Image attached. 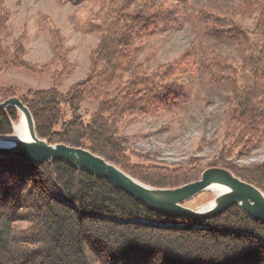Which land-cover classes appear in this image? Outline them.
I'll list each match as a JSON object with an SVG mask.
<instances>
[{"label": "trees", "instance_id": "16d2710c", "mask_svg": "<svg viewBox=\"0 0 264 264\" xmlns=\"http://www.w3.org/2000/svg\"><path fill=\"white\" fill-rule=\"evenodd\" d=\"M67 1L98 8L83 29L100 34L88 75L64 92L56 83L21 96L14 86H0V103L17 97L30 111L40 139L86 149L150 187H181L198 181L205 169L219 167L264 193V162L237 163L264 141V0H235L237 6L200 13L213 34L240 47V55L226 63L233 87L215 159L177 167L133 152L119 125L185 100L184 86L169 82L182 73L179 60L150 68L136 62L129 41L175 29L179 19L151 12L138 0ZM60 59L52 62L60 66L58 72L48 65L37 70L23 60L13 59L12 65L58 83L66 74ZM89 102L96 105L91 114L83 109ZM19 118L12 107L0 111V136H10ZM0 264H264V224L238 206L201 223L171 219L66 163L0 158Z\"/></svg>", "mask_w": 264, "mask_h": 264}, {"label": "rangeland", "instance_id": "374dc122", "mask_svg": "<svg viewBox=\"0 0 264 264\" xmlns=\"http://www.w3.org/2000/svg\"><path fill=\"white\" fill-rule=\"evenodd\" d=\"M138 1L149 6L151 12L175 14L179 24L175 29L130 37L136 62L155 68L179 60L182 73L169 82L184 86L186 98L159 114L126 118L119 125V134L130 139L133 152L147 155L161 165L177 167L192 160L207 165L215 159L222 144V127L233 87L232 71L226 63L239 59L240 47L227 37L213 34L211 24L202 21L200 13L237 3L235 0ZM97 9L89 3L74 6L67 0H0V86H14L21 96L28 90L48 89L55 83L64 92L84 79L90 71L91 54L100 34L83 29ZM57 56L66 71L59 76L58 83L12 65L13 59L23 60L37 70L48 65L51 72H58L60 66L52 63ZM83 109L91 114L96 105L85 103ZM20 125L19 118L13 123L10 136L17 135L15 129ZM261 162H264V141L237 163ZM217 192V188L204 191L183 205L201 209ZM27 225L20 223L22 228Z\"/></svg>", "mask_w": 264, "mask_h": 264}, {"label": "water", "instance_id": "95a60500", "mask_svg": "<svg viewBox=\"0 0 264 264\" xmlns=\"http://www.w3.org/2000/svg\"><path fill=\"white\" fill-rule=\"evenodd\" d=\"M9 107L20 113V124L22 122L26 137L0 136V158H14L31 165L66 163L94 178L109 181L116 190L141 203L148 211L171 219H191L201 223L238 206L251 220L264 224V193L226 169L209 167L202 172L198 181L174 189L150 187L86 149L49 144L40 139L30 111L17 97L0 103V111ZM216 187L224 191L217 192L203 208L192 209L183 205L204 191L216 190Z\"/></svg>", "mask_w": 264, "mask_h": 264}, {"label": "bare ground", "instance_id": "6f19581e", "mask_svg": "<svg viewBox=\"0 0 264 264\" xmlns=\"http://www.w3.org/2000/svg\"><path fill=\"white\" fill-rule=\"evenodd\" d=\"M15 130L17 132L16 137H20V138H25L26 137V134H25V131H24V127H23L22 123H21L20 127H17ZM216 188H217V190L219 192H223L224 191L223 188H219V187H216Z\"/></svg>", "mask_w": 264, "mask_h": 264}]
</instances>
